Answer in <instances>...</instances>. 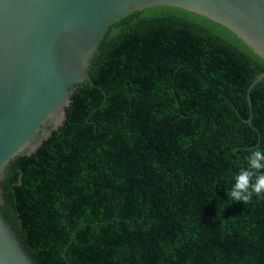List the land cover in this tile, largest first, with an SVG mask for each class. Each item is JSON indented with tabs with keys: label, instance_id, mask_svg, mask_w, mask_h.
Segmentation results:
<instances>
[{
	"label": "trees",
	"instance_id": "16d2710c",
	"mask_svg": "<svg viewBox=\"0 0 264 264\" xmlns=\"http://www.w3.org/2000/svg\"><path fill=\"white\" fill-rule=\"evenodd\" d=\"M263 67L181 8L112 21L62 125L0 183L33 262L264 264V196H227L248 150L264 149V78L251 110L245 98Z\"/></svg>",
	"mask_w": 264,
	"mask_h": 264
},
{
	"label": "water",
	"instance_id": "95a60500",
	"mask_svg": "<svg viewBox=\"0 0 264 264\" xmlns=\"http://www.w3.org/2000/svg\"><path fill=\"white\" fill-rule=\"evenodd\" d=\"M155 6L181 8L233 33L264 62V0H0V183L63 123L74 86L107 27ZM264 78L249 83L245 98ZM246 122L251 125V113ZM253 127V126H252ZM0 186V264H35L6 219Z\"/></svg>",
	"mask_w": 264,
	"mask_h": 264
},
{
	"label": "clouds",
	"instance_id": "9594fccd",
	"mask_svg": "<svg viewBox=\"0 0 264 264\" xmlns=\"http://www.w3.org/2000/svg\"><path fill=\"white\" fill-rule=\"evenodd\" d=\"M245 161L246 166L234 175L227 196L230 201L247 204L253 195L264 196V149H249Z\"/></svg>",
	"mask_w": 264,
	"mask_h": 264
}]
</instances>
